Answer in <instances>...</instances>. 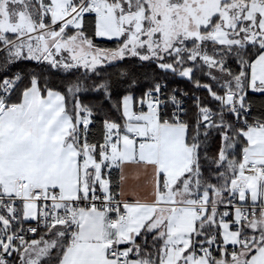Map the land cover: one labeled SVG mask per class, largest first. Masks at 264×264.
<instances>
[{
    "label": "snow or ice",
    "instance_id": "snow-or-ice-1",
    "mask_svg": "<svg viewBox=\"0 0 264 264\" xmlns=\"http://www.w3.org/2000/svg\"><path fill=\"white\" fill-rule=\"evenodd\" d=\"M0 264H264V0H0Z\"/></svg>",
    "mask_w": 264,
    "mask_h": 264
}]
</instances>
